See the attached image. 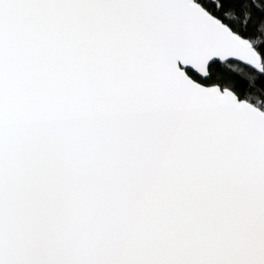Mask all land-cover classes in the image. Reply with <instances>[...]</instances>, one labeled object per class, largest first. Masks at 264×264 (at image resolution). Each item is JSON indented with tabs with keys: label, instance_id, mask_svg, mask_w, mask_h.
Here are the masks:
<instances>
[{
	"label": "snow or ice",
	"instance_id": "6c2138e0",
	"mask_svg": "<svg viewBox=\"0 0 264 264\" xmlns=\"http://www.w3.org/2000/svg\"><path fill=\"white\" fill-rule=\"evenodd\" d=\"M0 264H264V0H0Z\"/></svg>",
	"mask_w": 264,
	"mask_h": 264
},
{
	"label": "trees",
	"instance_id": "16d2710c",
	"mask_svg": "<svg viewBox=\"0 0 264 264\" xmlns=\"http://www.w3.org/2000/svg\"><path fill=\"white\" fill-rule=\"evenodd\" d=\"M242 79L245 81L244 87L247 88L249 85H248L246 77H242ZM236 83L239 85L240 81H237Z\"/></svg>",
	"mask_w": 264,
	"mask_h": 264
}]
</instances>
